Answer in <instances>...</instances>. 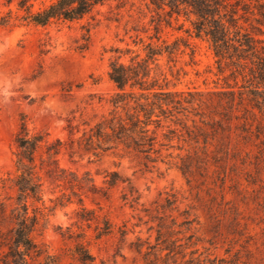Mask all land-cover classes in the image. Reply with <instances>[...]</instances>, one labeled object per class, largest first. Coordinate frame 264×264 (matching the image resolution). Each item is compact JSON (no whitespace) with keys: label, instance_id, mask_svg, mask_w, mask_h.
I'll list each match as a JSON object with an SVG mask.
<instances>
[{"label":"rangeland","instance_id":"obj_1","mask_svg":"<svg viewBox=\"0 0 264 264\" xmlns=\"http://www.w3.org/2000/svg\"><path fill=\"white\" fill-rule=\"evenodd\" d=\"M53 1L32 0V11ZM16 3L17 0H0V232L14 225L10 218L17 206L14 138L21 117L29 129L46 131L53 139L67 138L65 127L71 118L80 131L87 130L107 114L106 102L116 90L108 77L111 61L119 58L127 64L135 54L145 56L147 43L162 45V40L173 45L181 39L172 57H159L158 67L152 72L160 82L166 77L170 89L204 91L226 86L225 82L233 84L232 79H224L228 71L219 74L208 43L189 35L195 17L188 9L178 17L174 14L171 26H167L168 17L158 13L147 0L110 1L81 20L41 27L22 20L24 12L17 10ZM3 19H9L8 23H3ZM157 20H161L159 41L153 37ZM82 45L87 47L81 50ZM248 150L251 165L244 168L257 183L246 192L244 168L239 163L238 175L230 173L227 167L229 177L222 186L218 169L212 166L194 172L188 181L175 167L180 163L177 158L170 165L158 163L146 169L138 158L123 151L107 153L99 159L70 158L61 153L59 166L79 178L85 177V190L92 184L90 179L102 186L107 172L116 171L128 179L140 196L138 210L133 212L120 199L127 184H119L110 191L111 202H102V210L82 195L87 208L100 217L107 215L115 225V234L96 239V222H91L90 227L77 222L80 192L73 195L69 189L43 179L42 202L35 204L42 213L40 230L33 234L34 240L58 257L59 264H78L73 255L78 242L87 246L95 264H142L128 247L136 236L144 240L151 234L148 228L154 223L142 209L154 215L156 205L175 194L180 210L193 207L198 216L199 248H210L215 256L230 260V264H264V155L257 147L250 146ZM173 152L174 156L178 153ZM230 177L240 181L242 193L237 192ZM135 215L142 217L143 224L133 230L132 225L139 222ZM123 221H129V233L120 254L115 255L119 237L116 232Z\"/></svg>","mask_w":264,"mask_h":264},{"label":"trees","instance_id":"obj_2","mask_svg":"<svg viewBox=\"0 0 264 264\" xmlns=\"http://www.w3.org/2000/svg\"><path fill=\"white\" fill-rule=\"evenodd\" d=\"M110 1L120 0H54L35 12L32 0H17L16 5L18 11L24 12L22 20L44 27L53 22L81 20ZM147 1L168 17L167 26H171L174 14L178 17L182 10L188 9L195 17L189 35L208 43L219 74L228 71L224 79H232L233 84L225 82L226 86L204 91L170 89L166 77L160 82L152 72L158 67L159 57L164 54L172 57L181 39L173 45L162 40V45L147 43L145 56L135 54L127 64L119 58L111 61L108 77L116 90L106 102L107 114L87 130L80 131L71 118L65 127L67 138L53 139L46 131L29 129L21 117L14 138L17 206L10 217L13 227L0 232V264H59L58 257L50 255L33 237L40 230L42 213L35 204L42 202L43 179L69 189L73 195L80 192L77 222L88 227L96 222V239L115 234V225L107 215L100 217L87 208L82 195L102 210V202H111L110 191L119 184H127L120 199L133 212L138 210L140 196L128 179L116 171L107 172L102 186H96L90 179L92 184L85 190L82 183L85 177L79 178L59 166L61 153L70 158L99 159L104 154L123 151L138 158L146 169L158 163L170 165L177 158L180 163L175 167L187 180L194 172L212 166L218 169L222 186L229 177L227 167L230 173H237L238 163L243 168L251 165L248 147H257L264 155V0ZM9 19H3V23ZM160 33L161 20H157L153 37L158 41ZM86 47L82 45L79 49ZM173 151H178L176 156ZM242 171L246 192L257 182L245 168ZM230 181L238 188L237 192H243L239 180L230 177ZM177 203L175 194H171L156 205L154 215L142 209L154 223L148 228L151 234L144 240L136 236L128 245L142 264H230V260L215 256L210 248L198 247L201 242L196 235L198 216L193 207L180 210ZM135 216L139 222L132 225L133 230L143 224L142 217ZM128 222L123 221L117 228L115 255L120 254L129 233ZM229 252L227 249L226 253ZM73 255L78 264H95L82 242L76 243Z\"/></svg>","mask_w":264,"mask_h":264}]
</instances>
